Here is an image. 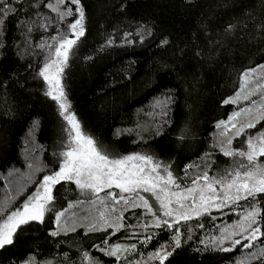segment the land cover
Wrapping results in <instances>:
<instances>
[{
    "label": "trees",
    "instance_id": "1",
    "mask_svg": "<svg viewBox=\"0 0 264 264\" xmlns=\"http://www.w3.org/2000/svg\"><path fill=\"white\" fill-rule=\"evenodd\" d=\"M3 3L14 11L0 16V222L60 167L53 143L64 119L39 73L56 42L76 39L68 25L79 18L77 7L84 11L85 35L64 66L67 103L80 110L92 98L127 88L89 127L122 153L142 150L164 159L187 188L205 172L212 177L228 168L234 156L225 149L241 150L249 135L264 132V0H65L60 12L73 14L64 19L47 6L57 0ZM73 65L90 66L80 86L69 82ZM252 69L245 86L244 73ZM194 107V118L184 121ZM236 112H242L236 128L218 127ZM248 121L256 126L236 136ZM109 191L97 196L69 180L53 185L44 221L21 226L14 243L0 249V264H161L155 254L163 251L173 253L163 264H264V235L243 240L248 248H233V240L221 244L219 237L246 225L243 218L253 209L261 213L256 226L264 233V194L156 227L147 209L115 204ZM118 241L127 249L106 254Z\"/></svg>",
    "mask_w": 264,
    "mask_h": 264
},
{
    "label": "snow or ice",
    "instance_id": "2",
    "mask_svg": "<svg viewBox=\"0 0 264 264\" xmlns=\"http://www.w3.org/2000/svg\"><path fill=\"white\" fill-rule=\"evenodd\" d=\"M64 2L65 0H57L56 5L48 4L47 6L59 13L61 19H64L65 16L73 14L71 9L66 12H60L59 5ZM70 2L74 5L80 4V0H70ZM13 11L12 7L0 0V16H6L7 13ZM75 11L79 14V18L70 23L68 27L76 39L62 38L59 46L55 48L54 55L56 58L46 62L39 73L49 86L45 95L58 103L60 115L70 126L68 130V150L60 153L64 160L59 170L52 175L43 177V191L37 192L30 197L23 204L22 210L18 208L12 211L0 223V249L14 243V234L21 226L33 221L41 223L44 221L45 211L49 210L46 205L53 201L52 186L62 180L74 181L80 189L91 190L97 196L101 191L115 187L119 189V193L111 191L106 193V197L110 198L115 204L123 202L124 205L129 207H143L153 216H156L148 199L140 195L141 192L148 193L159 203L160 208L163 209L164 216L173 217L175 214L174 223H179L180 220H190L193 213L195 216H200L203 213H208L211 208L218 209L226 206L229 202L235 203L240 200H249V198L255 200L258 194H264V164L257 163L258 158L264 157V132H259L255 139L252 137L248 138L247 151L233 152L227 149L224 150L225 156L242 157L246 159L247 164L239 162L236 169L227 172L219 179L216 177L210 178L205 172L202 176H198L192 181V187L180 191H171L170 186H175L177 189L180 186L176 183L168 167L155 163L152 156L132 154L120 158H110L97 146V142L92 137L84 134L75 114L69 111L70 106L67 103L60 80L61 73L68 60L69 50L76 44L77 39L85 35L83 8L77 7ZM3 23L4 20L0 19V24ZM229 27L231 28V26ZM260 67L264 70V66ZM252 72H255V69L244 73L245 86H247L248 78ZM237 98H239V94ZM247 98L246 96L245 99ZM229 102L232 101H225V103ZM248 111L250 109L242 110V112ZM242 112L234 113L228 123L221 121L218 127H222L227 131L228 124H231L232 128H236V124L233 121H236L242 115ZM255 126L252 121L242 123L236 130V136L244 133L245 129H251ZM231 142V139L227 141L228 144H231ZM161 168H163L166 175L161 174L159 171ZM216 185L221 186L222 195L217 193ZM188 200L191 203L186 206L183 202ZM101 203H103L102 200ZM173 203L179 205V208H187V210L179 212L177 209L170 207ZM69 207H72V205L70 204ZM64 214L63 211L56 214L57 224H59ZM260 215L261 213L258 209H253L246 215L247 228L244 227V224H241L240 227L242 231H248L249 229L250 231L244 237V240L255 241L259 236L264 235L259 226L253 227V225H258L257 218ZM100 216L101 219H104L103 212ZM105 223L107 224L108 222L105 220ZM163 223L168 225V227H172V224L167 220H164ZM160 225L161 221L157 217L155 226L159 227ZM108 226L111 227L112 225L108 224ZM119 227H123V225L117 224V228ZM92 230H95V226H93ZM235 234L232 233V235ZM51 235L56 236L57 232L54 231ZM227 238H221L220 243L222 244L224 239ZM173 239L175 248H179L181 246L179 235ZM232 245L233 248L237 245H242L245 248L252 246L251 243L243 244L241 240L233 241ZM221 250L228 252L232 251V248H222ZM120 251L121 246L116 245L106 254L117 256ZM172 254V252L163 251V254L157 252L155 255L160 258L161 264H163L164 260Z\"/></svg>",
    "mask_w": 264,
    "mask_h": 264
},
{
    "label": "rangeland",
    "instance_id": "3",
    "mask_svg": "<svg viewBox=\"0 0 264 264\" xmlns=\"http://www.w3.org/2000/svg\"><path fill=\"white\" fill-rule=\"evenodd\" d=\"M59 42L60 41L55 43V48L59 46ZM55 58L56 57L54 55L52 59H55ZM51 60H49L48 62H50ZM89 67L90 66H87V65H85V66L84 65H79V66L78 65H73V66H71V68L68 70L69 75H71L70 79H69L70 80L69 82L72 83L75 80L76 81V86H80L83 83V81H84L82 79V75L83 74L86 75V73H87L86 70H88ZM60 80H61V85L63 87V72L61 73ZM126 90H127V88L118 89L117 91L104 94V95L100 96L99 98L98 97L92 98V99L89 100V102L86 104V106L83 107V108H80V110H72L71 108H69V111L71 113L75 114L78 122L80 123V126H81V129H82L83 133L88 135V136H90V137H92L97 142V146L105 154H107L110 158H120V157H123V156H126V155H132V154L148 155V156H152L153 157V161L155 163H160L162 166H167V163H165L166 161H164V159H162V160L158 159V157L153 156L152 154H150L149 151L146 152V151L139 150V151H132L130 153H122L120 151V149L118 147H116L115 143L109 142V140H107V138L105 136L99 135V133L97 132L98 128L96 129V131H94V130L89 128L91 125H98V123L101 121V118H103V113H102V109L101 108H104L105 110H106V108H109L111 106V103H109L111 98H114L115 96L123 95L126 92ZM65 97H66V94H65ZM66 100H67V97H66ZM67 102H68V100H67ZM108 104H110V105L108 106ZM194 114L196 115V108L195 107L194 108H189V114H188L187 118L184 121H190L192 118H194ZM69 127L70 126L67 124V121L64 120L62 126H60V131H58V132L55 131L56 141L53 143L54 152L57 151V149L60 150L61 152L68 150V140H69V132H68V130H69ZM258 134L259 133H252L251 135H249L246 138V140H245V143L243 145V149H241V150H239V149H230V150L233 151V152L247 151L248 150V147H247L248 138L252 137L253 139H255V137ZM237 150H239V151H237ZM60 153H59V156H57L56 158H58V160L60 161V166H61L62 163H63L64 157L62 155H60ZM176 158H177L176 156H174V157L173 156H168V160H170V161L173 160V159L175 160ZM168 160H167V162H168ZM239 162H243V163L247 164L246 159H244L242 157H239V156H234L233 159H232V162L229 164L228 168L224 172H220L218 175H216V176L213 175L212 177H216V178L219 179L221 176H224L227 172H231L233 169H236ZM257 163L258 164H264V157L258 158ZM58 170H59V168H58ZM159 171L162 174L163 168H161ZM241 171H243V169H241ZM47 175H52V174H47ZM42 183H43V178H42V180H40V183L37 185V187L27 195L28 198L24 201V203L27 202L29 200V198L34 196L37 192H42L43 191ZM176 183L180 186V184L177 181H176ZM192 186L193 185H191L190 187H192ZM170 188H171V191H180V190H183V189H187L189 187H187V188L179 187V189H177L175 186H170ZM216 189H217V193L222 195L221 186L220 185H216ZM111 190H112V192L119 193V189H116L115 187H113ZM91 194H93V193L91 192ZM125 195H127V194H125ZM140 195H142L145 198H147L149 204L152 205V211L154 213H156V216H153L154 221L158 217L161 222H163L164 220L169 221V223H173L174 222L175 214H174L173 217L164 216L163 215V209L160 208L159 203L155 200L154 197H152L148 193H143V192H141ZM52 203L53 202H50L48 205H46V208L50 209L51 206H52ZM183 203L187 206V205H190L191 202L190 201L189 202L186 201V202H183ZM23 204L20 207H18V208L22 210ZM156 207L158 208V210H156ZM170 207H172L174 209H177L179 212H184V211L187 210V208H179V205H177L175 203L170 205ZM18 208L14 209L12 211L17 210ZM47 211L48 210H46L45 213ZM11 212H9L7 215H9ZM7 215L2 219V221L0 223H2L4 219H6ZM193 216H195L194 213L192 214V217ZM243 220H245V218H243ZM247 223L248 222H246V225H245V223H243L245 228H247ZM253 227H256V225H253ZM237 229H238L237 232H233V233H236L235 235H232V232H229V230H227L224 233L221 232V235H219V237L220 238L228 237L227 239H224V242L228 241V243H229V240L230 241L231 240H233V241H235V240L243 241L244 237L248 235L250 229L248 231H242L238 227H237ZM214 240H215V237H214ZM248 242H251V241H248ZM116 245H120L121 246V251L120 252H123V251H125L127 249V244H126L125 241H120V242L118 241V242H116V243H114L112 245L111 250Z\"/></svg>",
    "mask_w": 264,
    "mask_h": 264
}]
</instances>
